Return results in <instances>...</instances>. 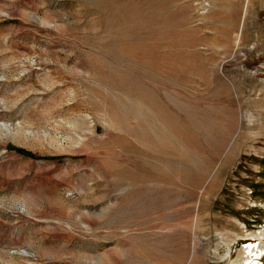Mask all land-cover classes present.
Instances as JSON below:
<instances>
[{
    "label": "rangeland",
    "instance_id": "374dc122",
    "mask_svg": "<svg viewBox=\"0 0 264 264\" xmlns=\"http://www.w3.org/2000/svg\"><path fill=\"white\" fill-rule=\"evenodd\" d=\"M0 264H264V0H0Z\"/></svg>",
    "mask_w": 264,
    "mask_h": 264
}]
</instances>
